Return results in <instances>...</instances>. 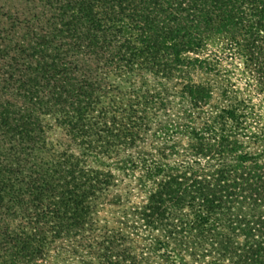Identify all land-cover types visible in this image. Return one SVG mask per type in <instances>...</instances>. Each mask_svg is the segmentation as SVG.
<instances>
[{"label": "trees", "instance_id": "1", "mask_svg": "<svg viewBox=\"0 0 264 264\" xmlns=\"http://www.w3.org/2000/svg\"><path fill=\"white\" fill-rule=\"evenodd\" d=\"M0 264H264V0H0Z\"/></svg>", "mask_w": 264, "mask_h": 264}, {"label": "rangeland", "instance_id": "2", "mask_svg": "<svg viewBox=\"0 0 264 264\" xmlns=\"http://www.w3.org/2000/svg\"><path fill=\"white\" fill-rule=\"evenodd\" d=\"M226 42L221 37H212L208 41V49L209 52L207 53H219L221 55H227L230 51L226 48ZM212 53L210 55H212ZM225 70H228V79L231 81L232 84L238 89V91L243 95V97H249L255 103H257L261 97L255 92V90L250 87L249 89L246 88V76L242 73V61L241 59H233L226 58L225 61L222 63ZM247 89V90H246Z\"/></svg>", "mask_w": 264, "mask_h": 264}]
</instances>
